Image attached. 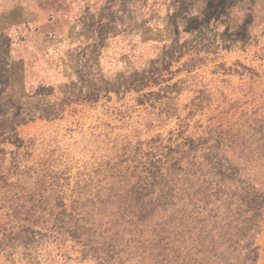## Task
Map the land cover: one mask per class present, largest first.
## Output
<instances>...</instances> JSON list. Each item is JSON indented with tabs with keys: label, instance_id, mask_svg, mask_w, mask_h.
Returning a JSON list of instances; mask_svg holds the SVG:
<instances>
[{
	"label": "rangeland",
	"instance_id": "obj_1",
	"mask_svg": "<svg viewBox=\"0 0 264 264\" xmlns=\"http://www.w3.org/2000/svg\"><path fill=\"white\" fill-rule=\"evenodd\" d=\"M24 3L0 264H264V0Z\"/></svg>",
	"mask_w": 264,
	"mask_h": 264
},
{
	"label": "crops",
	"instance_id": "obj_2",
	"mask_svg": "<svg viewBox=\"0 0 264 264\" xmlns=\"http://www.w3.org/2000/svg\"><path fill=\"white\" fill-rule=\"evenodd\" d=\"M38 2V10H45L47 7L48 0H0V8L2 12L0 13V36H8L12 32V28L15 25L14 18L16 12H18V18L20 19V24H25L27 18L29 17V11L25 9L24 2ZM32 12H35L32 11ZM10 39V36H9Z\"/></svg>",
	"mask_w": 264,
	"mask_h": 264
}]
</instances>
